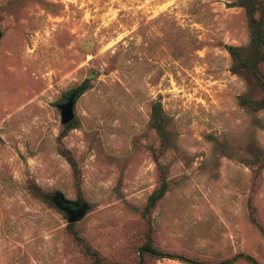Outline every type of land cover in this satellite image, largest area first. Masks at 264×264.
Here are the masks:
<instances>
[{"label": "rangeland", "instance_id": "374dc122", "mask_svg": "<svg viewBox=\"0 0 264 264\" xmlns=\"http://www.w3.org/2000/svg\"><path fill=\"white\" fill-rule=\"evenodd\" d=\"M236 1L0 0V264L88 263L64 212L30 183L85 204L74 228L110 264H138L149 231L176 256L213 264L242 253L264 264L251 222L264 228V169L255 174L264 108L240 105L264 94L230 71L227 47L249 42ZM86 79L62 139L81 170L78 194L56 138L63 97ZM156 102L167 191L145 213L158 184Z\"/></svg>", "mask_w": 264, "mask_h": 264}, {"label": "trees", "instance_id": "16d2710c", "mask_svg": "<svg viewBox=\"0 0 264 264\" xmlns=\"http://www.w3.org/2000/svg\"><path fill=\"white\" fill-rule=\"evenodd\" d=\"M233 6L240 7L244 10L247 27L249 30V42L244 47L228 46L227 51L231 58L230 71L233 74L240 76L247 84L253 83L257 85L264 94V72L261 65L264 63V0H237ZM90 88L89 80H84L81 84L73 88L64 97L63 101L66 102L69 96L75 94V101ZM240 105L245 106L253 111L264 108V100L255 101L250 98L241 97ZM166 119L163 114L162 107L159 102L154 103L151 106V114L149 119V126L154 130L158 137L159 146L158 149L153 150V160L158 171V184L155 190L150 194L147 199L145 207V213H149L157 203L163 198L167 191V183L165 178L164 168L160 164L159 158L166 151ZM77 125V121L74 119L67 125H63L61 132L56 138L57 143L60 144V153L68 163L74 182V188L77 193H80L81 185V170L77 164V161L73 157L72 153L62 146V139L67 136L69 131L74 129ZM264 169V158L256 169V176L260 175V172ZM30 193L39 200L54 206L58 209L54 202V194H46L36 186L34 183H30L28 186ZM80 201V198H78ZM59 210V209H58ZM65 214V213H64ZM66 216V214H65ZM67 219V216H66ZM251 222L257 227V229L264 235V228H262L257 222L251 218ZM75 224L66 225V231L68 236L73 240L75 245L80 249L82 256L87 260V264H110L100 253L95 250L87 240L79 235L74 228ZM137 253L140 259L143 260L144 256L154 259H167V260H180L187 264H207L187 257L176 256L173 253L163 252L156 247L153 243L151 232L145 234L143 243L137 248ZM241 262L242 264H259L253 257L247 254H237L231 259L223 260L213 264H234L235 262Z\"/></svg>", "mask_w": 264, "mask_h": 264}, {"label": "water", "instance_id": "95a60500", "mask_svg": "<svg viewBox=\"0 0 264 264\" xmlns=\"http://www.w3.org/2000/svg\"><path fill=\"white\" fill-rule=\"evenodd\" d=\"M74 96L75 94H72L68 97L66 102L59 106L61 116L60 122L62 125H67L75 117ZM53 202L59 210H62L66 214L68 224H75L86 212L85 204L68 201L59 193L55 194Z\"/></svg>", "mask_w": 264, "mask_h": 264}]
</instances>
